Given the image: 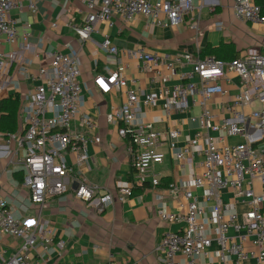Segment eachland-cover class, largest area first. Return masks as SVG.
<instances>
[{"label": "built area", "instance_id": "1", "mask_svg": "<svg viewBox=\"0 0 264 264\" xmlns=\"http://www.w3.org/2000/svg\"><path fill=\"white\" fill-rule=\"evenodd\" d=\"M38 1L0 0V44H14L21 36L11 9L21 10L26 3L35 11ZM84 3L87 9L82 24L71 25L82 40L90 37L98 22L114 26L116 17L128 23L142 16L170 27L181 23L194 9L193 0ZM233 9L238 19L264 26V0H234ZM222 26V22L216 23L218 29ZM29 35L24 33L22 40ZM101 45L108 60L103 70L93 75V85L86 86V94L94 97L124 90L126 97L121 105L107 113L99 111L98 116L86 111L82 62L71 44L65 45V51L51 50L49 63L36 70L31 69V60L19 67L25 79L38 84L30 93L21 92L20 81L12 84L20 94L23 126L6 135L10 144L8 162L13 170L23 172L22 184L37 212L25 219L0 193V264H54L49 262L47 252L52 244L62 248L64 241L56 242L53 227L41 221L49 197L72 193L76 199L91 204L96 201L99 211L113 203V193L96 195L97 187L86 182L82 172L89 165L88 146L102 141L100 116L117 127L118 135L133 151V179L121 189V201L135 186L162 185L154 167L164 162L163 147H169L180 167L198 161L199 173L165 186L173 195H183L186 203L181 204L180 211L160 213L164 223L182 225L178 231L163 234L158 249L164 264H200L213 247L211 251L220 264H264V53L252 47L231 60L202 58L199 53L192 60L188 52L170 57L142 47L121 48L108 37ZM124 57L138 60L140 70L151 74L148 89L142 88L138 78L127 76L130 62ZM184 59L192 65L190 71L180 69ZM3 67L0 53V73ZM226 71L236 73L240 80V89L234 95L219 81ZM176 75L177 82L169 84ZM155 83L158 89L153 88ZM214 97L224 102L219 115L208 105ZM161 105L168 116L196 105L201 108L198 118L193 117L199 121L197 130L182 145L178 143L182 135L179 127L161 131L143 119V108ZM232 136H240L243 141L230 144L228 138ZM69 153L74 154V163L69 162ZM196 189L201 190V199ZM228 190L234 201L223 197ZM4 237L17 242L11 253Z\"/></svg>", "mask_w": 264, "mask_h": 264}, {"label": "crops", "instance_id": "2", "mask_svg": "<svg viewBox=\"0 0 264 264\" xmlns=\"http://www.w3.org/2000/svg\"><path fill=\"white\" fill-rule=\"evenodd\" d=\"M193 5L191 14L185 16L181 23L170 27L154 24L150 18L142 16L133 18L128 23L116 17L112 27L98 22L86 40L80 39L71 27L82 24V16L87 9L84 0H39L35 11L26 3L21 10L13 8L10 14L16 20L19 35L26 32L30 35L27 40H22L20 36L14 44H0L4 62L0 73V98L14 95L20 97L12 87L18 81L21 92H32L38 81L25 79L19 67L27 60L32 61L33 70L45 66L49 63V52L65 51L66 44H71L79 54L82 62L81 78L86 94V86L93 85V75L96 71H102L108 60V54L101 45L107 37L113 45L121 48L142 47L151 53L170 57L188 52L192 60L198 53L202 58L211 57L202 56L201 49L224 44H232L240 55L252 47L264 53V26L238 19L234 14V0H193ZM218 21L223 23L221 29L216 27ZM53 23H57V27H53ZM123 59L130 62L127 76L138 78L142 88L148 89L151 74L140 70L138 60L126 57ZM180 69L190 71L192 65L184 59ZM177 80L176 75L169 84ZM219 81L231 95L240 89V80L232 71H226ZM153 88L158 89L159 84L155 83ZM86 97V111L98 116L99 111L107 113L121 105L126 92L119 90L106 94L97 93L94 97L86 94ZM19 100L17 131L23 126L21 99ZM222 101L221 97L209 100L210 109L218 115L223 112ZM141 112L143 119L152 122L161 131L179 127L182 135L178 143L182 145L197 130L199 121L193 117L198 118L201 108L196 105L186 112L172 111L169 116L163 105L155 109L143 108ZM98 130L102 141L88 146L90 159L89 165L82 170L83 178L97 187L96 195L111 191L114 201L99 211L96 201L91 204L76 199L72 193L49 197L43 208L41 221L53 227L56 242L64 241L62 248L56 244L50 246L47 252L49 262L164 264L163 253L158 249L163 234L169 230L178 231L182 225L164 223L160 219V213L180 211L181 204L186 203L183 195H173L165 186L172 181L185 180L199 173L198 161L194 160L184 168L180 167L169 147H163L164 162L154 167L162 185L158 188L150 184L135 186L132 194L121 201V189L126 188L133 179V151L120 138L117 127L107 123L104 116L99 117ZM242 141L240 136L228 138L230 144ZM9 145L6 135L0 131V193L9 199L25 219H31L36 215L37 209L28 201V191L22 184L23 172L13 170L8 162ZM68 160L74 163V154L69 153ZM16 172L22 177V181L16 179ZM75 186L74 183L73 187ZM194 192L201 199V190L196 189ZM222 195L230 201L235 199L229 190ZM3 242L10 247L9 253L17 247L14 239L4 237ZM213 249L214 247L211 250ZM211 250L201 258L200 264H220Z\"/></svg>", "mask_w": 264, "mask_h": 264}, {"label": "trees", "instance_id": "3", "mask_svg": "<svg viewBox=\"0 0 264 264\" xmlns=\"http://www.w3.org/2000/svg\"><path fill=\"white\" fill-rule=\"evenodd\" d=\"M202 56H211L216 59L231 60L240 55L235 47L230 45H221L218 47H206L201 49ZM19 107L20 100L17 95L5 96L0 98V131L4 135L16 132L19 129ZM18 181H22V177L15 173Z\"/></svg>", "mask_w": 264, "mask_h": 264}, {"label": "rangeland", "instance_id": "4", "mask_svg": "<svg viewBox=\"0 0 264 264\" xmlns=\"http://www.w3.org/2000/svg\"><path fill=\"white\" fill-rule=\"evenodd\" d=\"M209 107H210V102H209Z\"/></svg>", "mask_w": 264, "mask_h": 264}]
</instances>
